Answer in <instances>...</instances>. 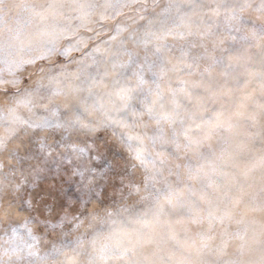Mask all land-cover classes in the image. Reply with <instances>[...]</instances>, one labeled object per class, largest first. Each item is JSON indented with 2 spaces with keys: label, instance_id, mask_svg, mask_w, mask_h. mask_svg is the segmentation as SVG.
<instances>
[{
  "label": "snow or ice",
  "instance_id": "obj_1",
  "mask_svg": "<svg viewBox=\"0 0 264 264\" xmlns=\"http://www.w3.org/2000/svg\"><path fill=\"white\" fill-rule=\"evenodd\" d=\"M0 264H264V0H0Z\"/></svg>",
  "mask_w": 264,
  "mask_h": 264
}]
</instances>
